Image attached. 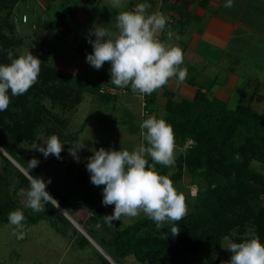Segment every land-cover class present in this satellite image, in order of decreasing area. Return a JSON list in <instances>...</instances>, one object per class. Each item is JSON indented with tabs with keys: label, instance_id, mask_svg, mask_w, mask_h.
<instances>
[{
	"label": "trees",
	"instance_id": "obj_1",
	"mask_svg": "<svg viewBox=\"0 0 264 264\" xmlns=\"http://www.w3.org/2000/svg\"><path fill=\"white\" fill-rule=\"evenodd\" d=\"M89 1L95 3V0ZM17 2L0 0V9L6 10L0 23V64L3 65L11 63L7 50L13 52V58L22 55L16 50V45L23 40L14 19ZM63 19L64 16L53 24L59 25V20ZM62 31L68 34L71 27L64 25ZM79 48L83 50L84 47ZM103 80L116 87L110 74L101 78L102 83ZM88 81L93 85L91 89L85 84L77 85L74 74L42 62L38 82L25 94L11 96L9 90L11 103L6 111L0 112V146L28 169V161L33 157L20 143L37 141L38 134L46 129L51 118L64 123L43 104V98L50 97L53 106L64 108L80 104L85 91L104 98H116V94L102 90L101 82ZM245 93L241 89L240 103L230 108L227 102L210 97L202 89H198L192 98L180 100L174 98L173 92H166L168 113L163 119L172 125L176 142L193 141L176 159L178 171L172 178L178 182L187 170L206 183L198 194L196 209L181 221L165 224L160 230L147 216L123 228H116L113 221L114 228L108 237L95 228L85 229L114 262L115 258L134 255L143 264H188L190 256L201 251L221 250L225 237L239 243L255 234L264 243V171L254 166V162L264 165V112L253 110ZM152 99L149 97L148 102ZM65 149L63 146L60 159L54 155L50 157L62 163ZM43 158L41 153L39 163ZM149 164H152L150 158ZM156 168L165 175L162 165L157 164ZM37 170L33 168L30 173L33 171L34 177L47 181ZM23 178L29 187L28 178L24 175ZM46 190L72 216L79 210L80 202L93 210L89 221L97 223L103 216V209L91 197V191L67 196L51 184ZM15 207L22 206L0 200V218L8 221V215ZM44 209L31 220L48 218L57 230L69 235L81 247L91 243L54 202L45 204ZM174 226L180 229L177 236H172ZM96 264L113 263L100 252Z\"/></svg>",
	"mask_w": 264,
	"mask_h": 264
},
{
	"label": "rangeland",
	"instance_id": "obj_2",
	"mask_svg": "<svg viewBox=\"0 0 264 264\" xmlns=\"http://www.w3.org/2000/svg\"><path fill=\"white\" fill-rule=\"evenodd\" d=\"M129 3V0H121L120 7L116 8L112 5V0H104L94 10L93 14L86 16L82 12L76 19L73 16H68L66 22L73 29L68 34L62 31V23L47 28L46 25L47 23L49 25L50 17L47 16L44 24L41 11L37 15L32 8L27 6L24 9H18V12L15 11L14 19L16 30L23 37V40L16 45V50L22 55L30 51L40 61L74 74L77 85L85 84L91 89L93 85L88 80L102 83L101 78L110 74L111 66L106 62L100 70H96L86 62L87 54L93 51L92 45L88 43L89 30L94 24L100 25L111 30L113 37H115L117 32L114 25L117 15L119 12L129 11L128 6L124 7ZM71 4L74 6V2ZM55 10L58 15L67 11L68 7L56 5ZM5 11V9H0V23ZM23 12H27L30 17L26 15L25 20V15H22ZM91 39L94 40L95 37L92 36ZM165 42L171 45L175 43L172 39ZM79 46H83L84 51ZM263 82L258 92L260 91L264 95ZM253 84L255 88L256 83ZM112 88L116 91L117 99L104 98L97 93L85 91L80 104L67 108L55 107L50 97L43 98V104L64 123L51 118L46 129L38 134L37 141L32 144L26 141L20 143V146L30 150L33 158L38 159L41 152L34 148L45 142L53 134L59 137L66 147L64 161L58 162L50 156L43 158L35 167L38 169L37 173L42 174L47 180L51 179L50 184L60 189L67 196L82 195L91 191V197L97 199L96 203L103 209V216L97 223L89 221L93 210L80 202L78 214L73 216L83 226L76 220V227L82 233H87L86 230L95 228L107 237L112 234L114 227L106 222L104 216L113 214L114 205L104 206L102 204L104 186L97 187L91 183L90 173L86 170L88 158L93 155L94 150H99L101 147L106 150L132 151L141 143L146 144L140 135V123L149 116H155L158 119L167 116L165 106L163 109L160 107L159 111H153L150 114L151 107L157 110L156 105H149L148 103L149 97L151 98L152 95L134 94L130 85L124 88L114 87L108 81L103 80L102 90L104 92ZM254 88L251 91H255ZM236 97L230 101L231 107L240 101V97ZM143 101L147 102L146 108ZM251 107L257 112H264V100L262 102L254 101ZM147 109L148 113L146 112ZM144 114L146 116H143ZM54 128L56 130H53ZM176 144L177 159L185 151L187 141L184 144L179 142ZM80 146L84 147L78 150L79 161L77 162V159L69 151L76 150ZM0 151V200L20 204L22 207H15L14 211L21 210L26 217L24 221L26 234L15 232L14 226L0 218V264H96L99 262L102 251L91 240L90 244L81 247L69 235L57 230L48 218H41L36 222L31 220L32 216H36L38 213L27 208L25 198L17 195L19 189L28 188L23 180V175L27 177L28 169L23 167L1 146ZM254 166L264 171L263 164L254 162ZM163 168L165 175L173 181L174 187L185 194L187 214L194 211L197 206L198 194L206 183L205 180L195 177L185 170L183 178L176 182L172 175L178 171L177 162L172 167L163 166ZM32 173L34 174L33 171L29 174L34 177ZM144 217L146 216L143 213L138 217L122 216L120 221H115V226L116 228H123ZM236 234L237 232L234 231V235ZM96 238L100 241L99 237L96 236ZM233 242L236 243L230 238L227 240L224 238L221 250L201 251L195 256H190L188 264H226L232 254L225 248ZM115 263L143 264L134 255L115 258Z\"/></svg>",
	"mask_w": 264,
	"mask_h": 264
},
{
	"label": "clouds",
	"instance_id": "obj_3",
	"mask_svg": "<svg viewBox=\"0 0 264 264\" xmlns=\"http://www.w3.org/2000/svg\"><path fill=\"white\" fill-rule=\"evenodd\" d=\"M112 5L119 8L121 0H112ZM233 6V0H227L226 8ZM148 3H138L131 11H122L117 15L112 31L94 24L89 30L88 43L93 51L86 56V62L100 70L107 62L110 64L111 82L120 88L131 86L132 92L151 95L175 78L182 84L188 75L184 64L183 50L162 41L159 37L169 24L163 13L149 14ZM171 30L167 38L173 37ZM94 36L95 39H91ZM179 40L180 37L176 36ZM10 64H0V112L6 111L11 103V96L25 94L38 82L41 61L30 51L13 58V52L7 50ZM141 143L132 151L105 149L94 150L88 158L86 170L94 186L103 185L104 206L114 205L112 215H106L107 223L120 221L122 216L138 217L141 213L151 219L158 230L169 222H179L187 215L186 197L179 192L173 181L157 171L156 165L172 167L176 162L177 144L172 125L163 118L149 116L139 125ZM64 144L55 134L34 149L45 158L54 155L61 158ZM69 151L79 161L78 150ZM149 158L152 164H149ZM39 165V160L28 161L27 178L29 187L21 188L17 195L24 197L26 207L35 213L43 212L44 205L56 201L46 190L51 179L33 177L30 170ZM26 217L21 210L9 213L8 222L15 232L26 234L24 221ZM172 236L180 233L178 227H172ZM227 240L228 237H225ZM231 252L226 264H264V243L255 234L252 238L239 243H229L225 248Z\"/></svg>",
	"mask_w": 264,
	"mask_h": 264
},
{
	"label": "crops",
	"instance_id": "obj_4",
	"mask_svg": "<svg viewBox=\"0 0 264 264\" xmlns=\"http://www.w3.org/2000/svg\"><path fill=\"white\" fill-rule=\"evenodd\" d=\"M103 1L95 0V3H91L89 0H18L15 10L18 12V9L27 6L37 15L41 11L44 24L47 16L50 17L47 28L55 27L53 23L64 16L63 21L59 20V25L62 23L63 28L64 25L70 26L66 22L68 16L76 19L82 12L86 16L93 14ZM129 1L124 6H128L129 11L138 3H148L151 5L149 14L160 12L168 18L169 24L159 38L165 42L168 40L167 31H172L174 46L179 45L184 53L182 67L188 69L187 78L182 84L173 78L169 84L151 94L153 99L148 103L156 105L157 110L151 107L150 114L166 105L167 91L173 92L174 98L180 100L192 98L198 89H202L210 97L227 102L230 108H235L240 103L241 89L246 91V98L251 105L254 101L264 100V95L258 92L264 81V0H233L231 8L225 7L227 0ZM73 2L74 6L71 4ZM56 5L68 7V10L57 15ZM22 15L29 16L27 12ZM72 30L71 27L70 32ZM176 36L180 39L177 40ZM252 83H256L255 88ZM253 88L255 91H251ZM236 96L240 97V101L231 107L230 101L233 97L237 98ZM259 96L261 99H258ZM62 209L69 218L78 221ZM77 214L75 212L74 215ZM92 240L104 251L95 239Z\"/></svg>",
	"mask_w": 264,
	"mask_h": 264
},
{
	"label": "water",
	"instance_id": "obj_5",
	"mask_svg": "<svg viewBox=\"0 0 264 264\" xmlns=\"http://www.w3.org/2000/svg\"><path fill=\"white\" fill-rule=\"evenodd\" d=\"M8 155V154H7ZM60 209H61V211L69 218V216L66 214V212L58 205V203L56 202V201H53ZM110 214H112V213H110ZM73 223H74V225H76V223H75V221H73L71 218H69ZM84 233V235L85 236H87L91 241H93L92 240V238L89 236V234H87L86 232H83ZM102 253L113 263V264H116L113 260H112V258L105 252V251H102Z\"/></svg>",
	"mask_w": 264,
	"mask_h": 264
},
{
	"label": "built area",
	"instance_id": "obj_6",
	"mask_svg": "<svg viewBox=\"0 0 264 264\" xmlns=\"http://www.w3.org/2000/svg\"><path fill=\"white\" fill-rule=\"evenodd\" d=\"M26 18H27V16L25 15V16H24V19L26 20ZM113 89H114V88L109 89V90H107V92H110V93H112V94H116V91L113 90ZM124 91H126V90H124ZM143 104H144V107L146 108V104H147V102H146V101H143ZM146 112H147V113L149 112L148 109L146 110ZM192 143H193V141H192L191 139H189V140L187 141L186 148H187V147H190ZM197 192H198V191H197Z\"/></svg>",
	"mask_w": 264,
	"mask_h": 264
}]
</instances>
